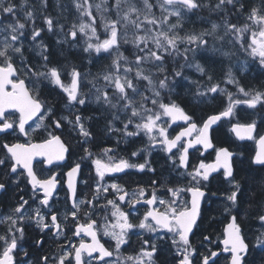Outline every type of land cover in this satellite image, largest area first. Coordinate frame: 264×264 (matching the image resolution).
Instances as JSON below:
<instances>
[{
	"label": "flooded vegetation",
	"instance_id": "1",
	"mask_svg": "<svg viewBox=\"0 0 264 264\" xmlns=\"http://www.w3.org/2000/svg\"><path fill=\"white\" fill-rule=\"evenodd\" d=\"M8 3L16 5L15 16L18 18L21 0H8L5 6H8ZM11 17L14 18L9 14L0 12V27L5 25L6 22H12ZM51 19L53 20V18ZM19 21L26 23V27L22 30L23 36L21 39L15 42L17 47H21L23 55H13L15 66L21 69L18 76L14 79L25 80V86L30 93L34 97L38 96L40 101L46 105L42 109L46 114L43 120L38 119L39 113L28 120L25 124L27 133L25 134L19 132V111L16 109H6L5 116L0 117V122L7 119L8 122L14 124V129L0 131V159H5V150L2 147L4 143L41 144L51 139L52 136H59L65 144L67 151L64 153V159L53 160L52 163H46V157L43 156L33 158V171L37 179L47 180L55 175L56 187L53 189V195L49 198L47 206L41 204L43 190L39 189V186H37L38 190L33 189L32 185L28 182L25 170L21 168L17 173L12 174L9 172L10 163L0 165V183L6 184L5 189H0V237H6L7 242L10 243L14 236L17 241V248L13 249L11 253L13 264H43V257H47L48 264H59L60 258L65 256L66 253L69 255L66 256L65 264H69V261L71 264H75V247H79L81 241L89 244L92 243L91 236L87 235L84 231H81L77 235L76 229L79 225H86L90 221H96L93 230L96 232L97 240L112 255L104 257L101 260L99 259V252H93L91 257L85 252L82 257L85 264H140L137 257L140 256L142 249L151 250V245L153 244L157 247V252L153 255L154 264H179V259L182 257L178 255L176 247L172 244L173 234L168 233L165 229H158L156 232L141 229L138 227L141 219L144 218L149 210L163 213L167 204L177 199L181 202L176 205L177 208H182L183 202H187L190 207L191 193L182 192L178 197H175L169 189H186L196 186L191 181L188 173L192 172L201 161L205 164L213 163L216 158V150L219 148H227L233 153L231 159L235 174L236 161L241 160L243 157L242 144L248 143L255 147V138L258 136L254 137L251 141H238L235 139L231 127L233 124L247 125L255 123L257 131L259 118L257 120H250L248 109L256 110L260 107L264 111V105L260 106V104H257L254 108H251L245 103H235L232 114L218 120L217 124L210 129L212 147L206 150L203 146H196L190 149L188 151L187 166L186 168L181 167L179 165V157L183 151V145L186 144V141L193 140L199 135V129L203 126L204 122L210 116L218 115L224 111L230 100L243 101L249 98L245 96L244 99L242 97H229L228 94L231 91L233 92V88L235 87L233 83L228 82L227 73L230 71L229 68L221 67L216 78L210 74H206L208 76L201 75L204 73L197 74L199 75V79L202 78V83L185 85L187 87H184L182 90L183 94L180 101L170 100L164 94L165 92L173 91L176 94L175 97L178 98L179 91H176L179 90L178 85H170L165 89H161L160 100L164 103L175 102L190 117V121H182V119L172 120L169 116L161 115L156 129L151 133V135L156 137V141L154 142L150 139V134L146 133L143 128L137 129L136 125L143 121L140 117H131V108L125 110L123 102L116 109H112L102 102L98 103L96 101L97 89H101L103 86L93 84V81L91 82L84 77L85 72L82 73L78 68L76 69L81 74L79 92L81 98L86 99V104L80 105L77 102H73L72 106L68 107L66 94L63 90L59 86L53 85L49 80L37 78L35 73L44 72L48 68L55 67L61 74L62 82L66 85L70 84L69 73L73 67L60 69L58 66H51L48 63V59L45 61L43 56H48L50 50L56 56L58 53L56 51L57 46H61L65 51L69 52L70 50L72 52L82 50L83 47L79 43L78 37L74 39L67 37V41L60 40L53 27L51 31L48 29L47 24L44 22L45 19L36 18L28 21ZM34 27L40 30V35L44 31L52 33L55 41V43H52L54 46L49 47L40 35L33 40L32 29ZM0 42H2L1 36ZM41 45L47 49L43 54ZM0 46H2V43H0ZM70 54L74 56V53ZM202 60L203 58H198L199 64L206 70ZM254 60L258 63V58H254ZM45 65H47V68ZM226 65L224 64L225 67ZM250 67L249 64L248 68ZM27 69H31L32 71L28 72ZM241 70L242 74L246 72V69L242 67ZM86 71L95 78L100 75L99 71L101 69L97 72H94L92 69ZM190 71L193 72L194 70ZM235 74L238 75V69H236ZM166 75H169L168 71ZM197 75L191 74L190 76L188 74L187 79L197 82ZM131 80L136 81L135 77H132ZM89 82L92 85L89 86L87 84ZM141 82V84H137V87L140 89V92L150 97L151 92L146 91L147 81ZM212 86H217V91H209ZM243 88L247 90L244 86ZM186 89H192L195 93L187 95ZM200 89H203L208 94L200 95L196 93ZM7 90L11 91V86H8ZM111 90L112 88H109L108 90H101V92H109L111 94ZM138 95L139 99L136 101L139 105L140 94L138 93ZM112 98L113 103H115L117 95ZM146 107L153 108L151 100L146 102ZM49 108L52 109L51 113H48ZM155 111H159L158 106L154 109ZM113 113L119 116V119L113 121L112 127L114 130L109 131L108 122L112 120ZM77 115L84 117V126L91 133L89 137L81 136L78 129H73L68 120H63V117L74 120ZM144 116L146 118L147 113ZM130 118L131 123L125 130L124 125L128 124ZM56 120H61L62 126L60 128L55 126L54 121ZM37 124L40 127H37ZM190 124H195L197 126L196 129H193L188 137H182L181 141L177 142V147L173 148L171 152L166 151V146L161 142L163 138L159 135V128H164L168 138L172 139L183 130L188 129ZM127 132L136 134L127 135ZM109 149L111 151H107ZM133 153H136V155L133 156ZM109 157H111V160H109ZM97 159L105 164H116L120 159H124L130 165L145 164L146 166L144 169L129 167L119 172H105L103 179H101L97 175L96 165L93 163ZM77 164L80 165V168L72 178L76 189L75 200L77 203L80 201H91L92 203L82 206L78 212V218L74 219L69 215L73 211V197L70 195L68 188V173ZM13 181L17 182L13 183ZM113 184L118 185L119 190L112 188ZM98 186L99 191H97ZM200 186L205 195L202 197L197 223L189 235L192 249L195 250L192 252V264H202V256L208 255L211 257V252H217V256L211 257L210 264H213V262L214 264H228L230 254L223 250V240L225 238L226 224L230 222L232 217H236L233 212L229 214L228 221L223 225L221 236H217L214 231L212 236L205 232L202 234V238H196L194 237V233L200 225L205 203L226 202L230 204L228 211H225L224 208L225 213L234 209L237 202L233 205L227 200V196L235 188L232 182L225 178L222 168L210 173L208 181L201 180ZM105 188L108 190L104 191ZM141 190L143 191V195H141ZM120 196H125V199L120 200ZM153 197H155L154 203L152 205L147 204V201L153 199ZM21 198L28 201V204L22 209V213H14V209L21 203ZM110 200L114 202L116 208L128 215L130 223L137 225V227L128 230L125 243L121 244L119 249L116 247V241L110 235H105V226H107L108 231H111V226L117 223V217L113 216V212L116 209L113 205L108 204ZM161 200L167 203L161 204ZM37 209H39L40 215L45 217V222L50 226L43 231H41L34 219ZM53 213L58 216L57 222L61 225L59 235H57L58 230L51 225ZM86 213L87 215H85ZM20 215L24 216L23 220L19 219ZM9 216L17 221L15 226H12L10 221L7 220ZM148 222L154 223L151 218H149ZM258 222L261 226L257 228V235H254V237H250L249 239L241 231L242 236L249 245L248 253L250 252L249 255L247 254L245 264L248 261L251 264H258L257 260H251L250 254L251 252L255 254L257 247H264V245H256V236L264 231L263 222ZM236 223L242 230L237 218ZM21 228L23 229V233L17 231V229ZM115 230L119 231L118 228ZM205 237L208 239H205ZM176 239H178V236ZM6 240L0 239V253L3 252L6 246ZM37 241H40V243H37ZM129 257L132 259H129Z\"/></svg>",
	"mask_w": 264,
	"mask_h": 264
},
{
	"label": "snow or ice",
	"instance_id": "2",
	"mask_svg": "<svg viewBox=\"0 0 264 264\" xmlns=\"http://www.w3.org/2000/svg\"><path fill=\"white\" fill-rule=\"evenodd\" d=\"M27 0H21L20 9L24 10V5ZM87 2V0H85ZM144 9L146 10L144 13L143 21L140 20L141 10L136 7L131 0H116L115 7L117 9V20H110L104 24L106 29L110 28V35L108 38L103 41H98L97 43H88L87 47L84 48L85 52H89L90 50H95L97 53L103 51H109L113 48V46L118 45V27L120 25L121 19L125 22V24L131 23L136 29H143L144 23L152 26H160L163 24H169L167 31H158L154 35L152 34L151 28H149L144 35L138 36L135 38L133 43L136 44L139 52L142 55H137L135 58V62L137 65V69L135 72L136 81H147L146 91H150L152 93L151 97L145 95L140 92V89L137 87V84L133 82V80L128 79L125 76L121 79L120 76H116L114 78L115 90L117 92L116 102L113 103V98L109 96L107 92H101L100 89H97L96 101L102 102L112 109H116L118 105L123 102V108L126 110L131 108V117H140L143 121L136 125L137 129L143 128L146 133L150 134V139L152 141H156V137L151 135L154 129H156L157 123L160 120L161 115H166L171 117L172 120L182 119L186 121H190V117H188L184 111L176 105L175 102L164 103L160 100L161 92L160 89H165L167 85L168 76L166 75L167 69L163 66L164 54H179L178 42L181 40H187L188 44H196L197 42L204 47H207L206 41L203 39L205 35H213L218 29L219 25L213 23L211 25V31L205 30L201 32L199 35H189L186 37H180L176 34V29L180 26L179 20L182 18L184 12H192L195 9L201 7H207L212 11H222L226 6H232L236 9L237 12H244L245 5L241 2V0H217L215 5L211 3L201 4L199 0H162L160 3V8L162 12H167V15H164L160 20H157L152 14L153 5L149 2V0H142ZM6 0H0V12L9 14L14 17L12 22L0 27V33H5L4 39L2 42V46H0V117L5 116L6 109H16L20 113L19 119V132L26 133L25 124L28 120L32 119V117L37 116L39 113L38 119L43 120L44 115L46 114L42 109L45 108V104L40 101L38 96H33L28 88L25 86L24 79H14L18 76L21 69H18L13 62V55L19 54L23 55L21 47H17L15 42L19 41L23 36V31L26 27V23H22L19 21V18L15 16L16 13V5L8 3V6H5ZM125 5L127 10L123 12L122 17H120V9L121 6ZM238 5V7H237ZM77 10L81 11V17L84 15L92 16V13L89 11L87 7H83L81 4L77 3ZM97 11H101V5H96ZM35 13L32 10L24 11V20L28 21L33 18ZM174 16L177 18V24H171L169 21V17ZM135 17V19H133ZM245 23L243 25H237L230 23L228 19H224V31L225 35H231L234 38V41L240 44V47L245 51L249 52L253 58H258L259 66L261 70H264V0H261L260 4L254 5L250 8L245 16ZM48 29L51 31L53 27V20L50 17H45L44 21ZM95 19L93 17V23H85L81 22L78 26V31L83 33L85 36L88 35V31L90 29L91 35L96 36V28L94 27ZM77 26L73 25V30L70 32V35L73 38L77 37ZM249 33L250 35L246 36L245 34ZM40 35V30L33 28L32 38L35 40ZM222 39V38H221ZM143 42L144 47L140 48V44ZM149 42L154 46L153 50L149 47ZM42 54L47 49L41 45ZM191 49H185V60H187V52ZM10 53H12L10 55ZM227 55V53H225ZM43 59L47 61L48 57L43 56ZM123 59L122 55L118 56L116 60H113V64L117 65V60ZM151 65L152 68L141 67L142 65ZM118 66V65H117ZM191 66V65H189ZM47 68V65H45ZM197 71L204 73L205 68L201 67L200 64L195 65ZM152 69H155L153 71ZM28 72H31V69H27ZM131 69H126L125 72H129ZM35 75L37 78H43L45 80H49L53 85L59 86L63 92L66 94L67 98V106L71 107L73 102H77L80 105L86 104V99L81 98V94L79 92V81H80V72L73 67L70 75V84L66 85L61 80V74L59 70L55 67L48 68L47 71L44 72H36ZM163 75V79L157 81L154 79L156 76ZM174 75L176 77H180L182 73L180 71L174 70ZM228 82L237 84L238 81L235 80L231 71L227 73ZM113 78L110 75H105L104 80L109 81ZM211 79V77H209ZM11 86V91L7 90V87ZM131 89L132 93L140 94V102L139 105L137 101L133 100L129 95L128 91ZM209 91L215 92L217 91V86H212ZM238 91L243 93L245 97H250L249 99H245L243 101H231L226 107V109L220 112L218 115L210 116L203 124V127L199 129V135L195 139V141L189 140L187 144L183 145V151L179 157V165L181 167L187 166V152L188 148L192 147L193 144H202L205 149L212 147V144L209 139L208 130L212 124L216 121L220 120L222 117H228L232 114L233 106L235 103H245L249 107L254 108L258 103L264 104V92L251 90H245L243 87H238ZM203 95V93H200ZM231 98V93L228 94ZM151 99V103L153 108H147L146 102ZM158 106L159 111H155L154 109ZM52 109H48V113H51ZM147 113L145 118L144 114ZM119 116L115 113L112 114V120L108 122L109 131H113L112 123L115 120H118ZM63 120H68V122L73 126V129H78L79 133L83 137H89L91 133L84 126V117L77 115L74 120H69L68 117H63ZM55 126L60 128L62 126L61 120L54 121ZM131 123V118L128 121V124L124 125L125 130L128 128V125ZM37 127H40L37 124ZM195 124H190L188 129L180 132L175 138L169 139L164 128H159V135L162 137V144L166 146V151L171 152V150L177 147V142L181 141V138L186 135H190L193 129H196ZM255 128V123L247 124V125H233V131L236 132L237 136H241V130H243L249 136ZM8 129H14V124L8 122L7 119H4L3 122H0V131H5ZM127 135H135L136 133L127 132ZM259 144L262 147V150L259 151L254 157L252 163L264 166V136H261L259 139ZM5 150V159H0V165H7L10 163L9 172L15 174L19 169H23L26 171V176L28 182L32 185L34 190L39 189L43 190V199L41 200V204L47 206L49 203V198L53 195V189L56 187V179L55 175L52 178L47 180H39L36 177V174L33 171V158L36 156L46 157V163H52L53 160H62L64 159V153L67 151L65 144L61 141L59 136H52L51 139L44 141L41 144H29L24 145L20 143L8 144L4 143L2 145ZM87 151V150H86ZM111 151V149L107 150ZM133 156L136 153L132 154ZM232 156L233 153L230 152L227 148H219L216 150V158L213 163L205 164L203 161L193 169L192 172L188 173L191 177V181L196 185L193 187H188L186 189L174 188L169 189L173 196L178 197L182 192L191 193V201L190 207L187 202H183L182 208H177L176 205L181 203L179 199L172 201L170 204H167L165 211L163 213L158 212L156 210H149L143 219H141L138 227L141 229H145L151 232H156L158 229H165L168 233L173 234L172 244L176 247L178 255L182 257L179 259V264H192V252L195 251L192 249L189 233L192 232L193 226L196 225L197 219L200 215V200L205 195L202 187L200 186V182L208 181L209 175L212 172L217 171L218 169H223L224 176L226 179L232 182L235 190L231 192L230 195L227 196V200L230 201L233 205L236 204L238 200L237 193L241 191V186L238 181L235 180L233 165H232ZM111 160V157H109ZM93 163L96 165L97 175L103 179L105 172H119L125 168L129 167H138L140 169L145 168V164L139 165H130L126 160L120 159L116 164H105L101 160H94ZM80 165L77 164L75 167L71 169L68 173L69 182L68 188L70 195L73 197V211L69 213L74 219L78 218V212L81 210L82 206H86L87 204H91V201H80L76 202V189L73 182V177L77 173ZM7 175V173H6ZM17 181H13L16 183ZM155 183V182H154ZM114 189L119 190V186L113 184L111 186ZM6 184L0 183V189H5ZM108 189L105 188L104 191ZM99 191V186L97 188ZM126 195V194H125ZM141 195H143V191L141 190ZM125 196H120V200H124ZM155 201V197L147 201V204L152 205ZM134 203V202H133ZM161 204H166L167 202L161 200ZM28 204V201L23 200L21 198V203L14 209V213L20 214L22 213V209L25 205ZM108 204L113 205L116 209L113 212V216L117 217V223L111 226L112 230L108 231L107 226H105V235H110L116 241V247L119 249L121 244L125 243V237L128 233L129 229L137 227V225H133L129 222L128 215L123 211H120L116 208V205L113 201H108ZM229 209H225L228 211ZM87 215V213L85 214ZM149 218H151L154 223L148 222ZM19 219L23 220L24 216L20 215ZM37 225L40 227L41 231L45 228H49V224L45 222V217L40 215L39 209L36 210V215L34 217ZM260 221L264 222V215L259 217ZM7 220L10 221L12 226H15L16 220L12 219L11 216L7 217ZM58 216L53 213L51 216V225L54 226L58 231L57 235H59V229L61 225L57 222ZM96 225V221H90L86 225H79L76 229V234L79 235L81 231H84L87 235L91 236L92 243H85L81 241L79 247H75V264H85L83 260V253H87L89 257L92 256L93 252H99V259L103 260L104 257L111 256L112 253L104 248L102 244L97 240L96 232L93 230ZM119 229L116 231L115 229ZM11 230V229H10ZM23 233V229H17ZM241 228L236 223V217H232V221L229 223L227 228L225 229V238L223 240L224 251L230 254V260L228 264H245L247 260V254L249 251V245L246 243L245 238L241 234ZM178 236V239L176 237ZM0 239H5L6 237H0ZM205 239H208L205 237ZM40 243V241H37ZM147 243V241H145ZM257 245H264V233L259 235L256 238ZM17 248V241L15 237L11 239V242H7L6 246L2 253H0V264H13V257L11 255L13 249ZM157 252V247L155 244L151 245V250L142 249L140 256L137 257L140 264H154L153 255ZM62 256L59 260V264H65L66 256ZM217 252H211V257H216ZM210 256L203 255L202 256V264H210ZM43 264H48L47 257H43ZM129 259H132L129 257ZM69 264L71 262L69 261ZM214 264V262H213Z\"/></svg>",
	"mask_w": 264,
	"mask_h": 264
},
{
	"label": "trees",
	"instance_id": "3",
	"mask_svg": "<svg viewBox=\"0 0 264 264\" xmlns=\"http://www.w3.org/2000/svg\"><path fill=\"white\" fill-rule=\"evenodd\" d=\"M55 0H45V3L37 4V13L39 14V19H44L45 17L55 18L57 15V10L55 9ZM201 4L211 3L215 5L217 0H199ZM245 5L244 12H237L232 6H226L225 10L217 12L216 17L218 19H228L230 23L237 25H243L245 21V16L250 8L254 5H259L261 0H241ZM34 5V4H33ZM238 7V5H237ZM74 11V10H73ZM36 13V14H37ZM71 14V13H70ZM69 14V15H70ZM215 14L211 13L206 7H201L193 10V12L188 16V19L185 18V21L179 27L180 33H185L191 30L207 28L206 17H214ZM238 22V23H237ZM205 24V25H204ZM40 37L42 40L47 42V45L54 46L52 43H55L52 33L44 31L41 33ZM59 44V42H58ZM126 50V48L124 47ZM58 52L55 56L54 53L50 50L48 54V63L51 66H58L60 69H67L70 67H75L81 70V72H87L86 70L92 69L94 72L104 69L109 65V58L101 55L99 57H91L90 54L84 52L83 50H77L76 52L65 51L61 46L56 47ZM75 51V50H74ZM70 53H74L70 54ZM132 52L127 51L126 56H131ZM231 53L236 55L235 59H239L238 49L234 46ZM46 56V55H45ZM166 69L173 76L174 70L177 71L180 67V60L172 56H165ZM203 58L202 62L206 67V74L212 75L214 78L218 76L220 71L219 64L221 58L215 54V52H200L197 55V58ZM182 58V56H181ZM220 58V59H219ZM217 60V61H216ZM72 61V62H71ZM217 63H216V62ZM228 61V60H227ZM87 62H89L87 64ZM229 62V61H228ZM226 62V64H229ZM93 63V64H92ZM214 63V64H213ZM216 63V64H215ZM253 64V63H251ZM250 64V66H251ZM221 66V65H220ZM186 73L193 74L187 68L184 69ZM89 73V72H88ZM205 76H208L206 75ZM211 76V77H212ZM238 83L241 86H244L247 90L260 91L264 88V70H261L258 64L252 65L245 73L238 71ZM190 84L189 82L182 81L180 78L175 81L174 85L179 86V97L176 98V94L166 93V97L170 100L180 101L182 99V90L185 85ZM195 93L192 89H186V94L190 95ZM178 95V94H177ZM259 107L256 110L248 109V116L250 120L258 119L256 136L264 133V114L263 110ZM242 153L243 157L241 160L236 161L235 167V177L236 180L240 183L241 191L237 193L238 200L237 204L232 211L225 213L224 208L230 209V204L228 203H205L202 211V216L200 219V225L194 233V237L202 238L203 233H207L212 236V233L215 231L217 236L222 235L223 225L228 221L229 214L233 212L237 218L238 223L242 227V231L247 238L254 237L257 235V228L259 227V217L264 215V166H254L251 159L254 154L255 147L254 145H249L248 143L242 144ZM207 204V205H206ZM210 230V231H209ZM214 234V235H215ZM257 238V236H256ZM250 253V252H249ZM248 253V255H249ZM251 260H257L258 264H264V247H257V252L250 254ZM258 257V258H257ZM250 259V258H249ZM248 259V260H249ZM259 259V260H258ZM247 264H251L248 261Z\"/></svg>",
	"mask_w": 264,
	"mask_h": 264
},
{
	"label": "rangeland",
	"instance_id": "4",
	"mask_svg": "<svg viewBox=\"0 0 264 264\" xmlns=\"http://www.w3.org/2000/svg\"><path fill=\"white\" fill-rule=\"evenodd\" d=\"M6 1H8V0H6ZM30 2L33 3L34 5L32 4L31 7H28V10H32L36 14L37 13V10H36L37 6H35V5L41 4V6H42V4L45 3V0H41V1L40 0L39 1L38 0H30ZM131 2L134 3L136 5V7L141 10L140 20L143 21L144 13L146 10L144 9V5H143L142 0H131ZM149 2L153 5L152 14H154V16L157 20H160L164 15H167V12H162V10L159 6L160 3H162V0H149ZM55 3L57 5V8H55V9L57 10L56 15L58 17L57 18L58 22L55 25H53V29L56 31V33L60 37V40H62V41H67V36H68V34H66L64 32V28H65L64 26H66V27L70 26V28L73 30V25H76L77 26L76 31L79 32L78 31L79 24L82 21L85 23L92 24L93 23V17H94V19H95L94 27L96 28V36L91 35L90 29L87 30L88 31L87 36H85L83 33L79 32V43H81V46L83 48L87 47L88 43L95 44L98 41H103L104 39L108 38L110 35V28L106 29L104 27V24L110 20H117L119 18L117 15V9L115 7L116 0H87V2H85V0H55L54 4ZM77 3L81 4L83 7H87L89 9V11L92 13V16L89 17L88 15H84L83 17H81V11L83 10V8L81 10H77V8L75 6ZM97 4L101 5V11H97V9H96ZM67 8H68V10H67ZM207 9L210 10L211 13L215 14L214 17H206L207 18L206 22L208 25L207 28H201L199 30L198 29L191 30V31H188V32H185L182 34L179 31V27H180L179 26L176 29V34L179 35L180 37H184V35H185V37L189 36V35H199L201 32H204L205 30L211 31V25L213 23H216L219 25L218 29L216 30V32L213 35L203 36V39L207 43V47L200 45L198 42L196 44L190 45V44H188L187 40H181L178 42L179 54H176V53H172V54L165 53L164 54L163 66L166 67V62H165L166 57L165 56H172V57L178 58L180 60V67L177 71H180L182 73V75L180 77H176L174 74H173V76L171 74H169L168 80H167L168 86L174 85L175 81L178 80V78H180V80L190 81L187 79H183V74L185 73L184 69L185 68H187V69L195 68L196 69L195 65L198 63H197L195 58H196L197 54L200 52H208V53L209 52H215L220 57H222L226 62L229 61L230 62V63L228 62L230 64L229 70L231 71V73L235 79L238 78L237 75L235 74L236 69L241 70V67H242V68L247 70V68L249 67V64L253 63V64H251V66H252V65L257 63L254 60V58L249 55L248 51H245L244 49H242L239 46L240 44L234 41V38L230 34L225 35L224 24H223L224 19H218L216 17V15H217L216 13L217 12L219 13L221 11H212L209 8H207ZM73 10L76 13L73 16V19H70L69 14ZM126 10H127V7L125 5H122L121 9H120V17H122L123 12ZM20 11L22 14L21 16L24 20V10L20 9ZM192 12H184L182 15V18L179 20V25L182 24L181 21H183L185 18L188 19V16ZM10 19H11V21H13L14 18L11 17ZM10 19H6V20H10ZM133 19H135V17H133ZM19 20H22V19H19ZM169 21L171 24H177L178 23L177 18L174 16H170ZM67 23H69V24H67ZM6 24H8V23L6 22ZM168 27H169V24H163V25H160L157 27V26H152V25H148L147 23H144L143 29H136L131 23L125 24V22L121 19L120 25L118 27V37H119L118 45L113 46V48L109 51H103L102 50L99 53H97L94 49L89 51V52L95 53L96 55L104 54L105 57L109 58V65L106 68L99 71L100 75L96 76L95 78L93 75H91L88 72L84 73V77L87 78L91 82L93 81V84H95V85L103 86V88H101L100 90H108L109 88H112L111 94L109 92H107V93L109 94V96L114 97L115 95H117V92L115 90V85H114V78L117 75L120 76L121 79H123L125 76H127L128 79L135 77V72L137 69L135 58L137 55H142V53L139 52L136 44L133 43L135 38L138 36L144 35L145 32L149 28H151L152 34L154 35L158 31H167ZM5 35H6L5 33H0L2 41H3ZM245 35L248 36L250 34L246 33ZM123 44H127L129 46V49L134 54H132L131 56H128V57L125 56V53L123 52V49H124ZM234 46H236L237 48L240 49V57H242L241 61H235L234 55L231 53L232 49H234ZM143 47H144V44H143V42H141L140 48H143ZM149 47L152 48L153 50H155L154 46L151 44V42H149ZM185 49H191L190 51L187 52V60H185V55H184ZM225 53H227V55H225ZM119 55L120 56L122 55L123 59L117 60V65H118L117 66V65L113 64V60H116ZM181 56H182V58H181ZM220 61H221L220 64L222 63L221 67H223L224 66L223 63L226 64V62L223 61L222 59ZM88 63L89 62H87V64ZM257 64L259 65V62ZM189 65H191V66H189ZM141 67L152 68V66L148 65V64L142 65ZM219 67H220V65H219ZM129 68L131 69V71L126 73L125 70L129 69ZM152 70L155 71V69H152ZM105 75H110L113 79L109 80V81H105L104 80ZM154 79L157 81V84H158V80L163 79V76L162 77L156 76ZM133 82H134V80H133ZM87 84L89 86L92 85L90 82ZM136 84H138V82H136ZM238 87L239 86L237 85L236 89L234 88V90H233V92H231V94L234 96L244 97V94L238 91ZM129 90H127L128 95L133 100H135V101L138 100L139 99L138 93L134 94V93H132L131 89H129ZM198 92L203 93L204 90L200 89ZM261 92H264V89ZM151 95H152V93H151ZM149 100H151V99H149ZM263 114H264V111H263Z\"/></svg>",
	"mask_w": 264,
	"mask_h": 264
},
{
	"label": "water",
	"instance_id": "5",
	"mask_svg": "<svg viewBox=\"0 0 264 264\" xmlns=\"http://www.w3.org/2000/svg\"><path fill=\"white\" fill-rule=\"evenodd\" d=\"M70 36H71V35H70ZM71 37H72V36H71ZM72 38H73V37H72ZM222 118H226V117H222ZM222 118H221V119H222ZM182 121H186V120H182ZM217 122H218V121H216L214 124H212V125L210 126L209 130H208V135H209V139H210L211 144H212V141H211V138H210V129H211L214 125H216ZM233 125H236V124H233ZM233 125H232V127H231V130H232V133H233L234 137H235L238 141H245V140L251 141V140H253V137H254V134H255V131H256V127L254 128V130L252 131V133H251L250 136H249L248 134H246L243 130H241V136H243V139H241L240 136H237L236 132L233 131ZM239 125H240V124H239ZM202 127H203V126H202ZM261 136H264V134L260 135V136L257 138L256 142H255V146H256V148H255V154H254V156H253V159H254V157L256 156V154H257L259 151L262 150V147H261V145L259 144V139H260ZM183 137H184V136H183ZM186 137H188V135H186ZM196 138H197V137H196ZM196 138H194L192 141H195ZM188 142H189V141H186V144H187ZM196 146H203V145H202V144H193L192 147L188 148V151H189L190 149L196 147ZM203 147H204V146H203ZM204 149H205V148H204ZM207 149H209V148H207ZM205 150H206V149H205ZM187 159H188V152H187ZM252 161H253V160H252ZM254 165H258V164H254ZM201 201H202V198H201V200H200V207H201ZM231 221H232V218H231L230 222H231ZM230 222H228V223L226 224L225 229L227 228V226L229 225ZM193 228H194V226H193ZM189 235H190V233H189Z\"/></svg>",
	"mask_w": 264,
	"mask_h": 264
},
{
	"label": "bare ground",
	"instance_id": "6",
	"mask_svg": "<svg viewBox=\"0 0 264 264\" xmlns=\"http://www.w3.org/2000/svg\"><path fill=\"white\" fill-rule=\"evenodd\" d=\"M38 1H39V0H38ZM32 2H33V1H32ZM61 2H62V1H61ZM39 3H40V2H39ZM59 4H60V3H59ZM61 7H62V6H61ZM67 10H68V8H67ZM61 12H62V11H61ZM48 17H49V16H48ZM38 18H39V17H38ZM181 22H182V21H181ZM204 25H205V24H204ZM201 28H202V27H201ZM198 32H199V31H198ZM200 32H201V31H200ZM190 34H191V33H190ZM182 36H183V35H182ZM184 37H185V35H184ZM72 42H74V41H72ZM72 44H73V43H72ZM71 46H72V45H71ZM68 47H69V46H68ZM119 56H120V55H119ZM219 59H220V58H219ZM216 61H217V60H216ZM216 61H215V62H216ZM71 62H72V61H71ZM220 62H221V61H220ZM216 63H217V62H216ZM216 63H215V64H216ZM92 64H93V63H92ZM213 64H214V63H213ZM219 65H222V63L219 64ZM223 65H224V63H223ZM229 66H230V64H227L226 67H225V66H223V67H224V68H229ZM220 67H221V66H220ZM220 67H219V68H220ZM223 67H222V68H223ZM230 68H231V67H230ZM101 70H102V69H101ZM173 87H175V86H173ZM174 89H175V88H174ZM176 91H178V90H176ZM229 144H230V143H229Z\"/></svg>",
	"mask_w": 264,
	"mask_h": 264
}]
</instances>
